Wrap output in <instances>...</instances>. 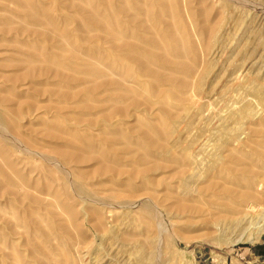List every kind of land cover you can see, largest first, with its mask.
<instances>
[{
    "label": "rangeland",
    "instance_id": "374dc122",
    "mask_svg": "<svg viewBox=\"0 0 264 264\" xmlns=\"http://www.w3.org/2000/svg\"><path fill=\"white\" fill-rule=\"evenodd\" d=\"M199 2L201 4L202 3L204 4V5L202 4V7L205 9L204 12H207V14L210 12L208 17L211 23L217 22L222 16L224 20L223 28L218 38L219 41L217 40L212 45V47H209L208 45L207 35L201 34L199 30L197 31V33H195V29L194 30L192 29L194 28V24H197L198 22H200L199 21L200 17H198L197 19L198 21H195L196 19L194 20L193 18H191L190 21L188 22L190 33L193 36L194 44H195L196 51H197L196 66L198 68V69L196 68V72L190 74L192 77L189 76V81L192 82L193 84V82L197 80L198 74L201 73V71L204 70L209 65V73L203 80L204 88L202 92L199 93V95L196 94V100L198 99L197 102L199 104L203 103L205 107L208 108V111L207 112L205 111L206 113L204 112V115L207 116L205 120H207L208 118L210 119H208L205 122H201V123L196 121V124L198 125L197 128H190V129H186L185 122L181 121L179 125V129L180 130L182 129L181 133L183 134V137L186 136V138L188 139L190 137L193 138L195 136H198V134L200 136V131L198 130L200 129V127H203L206 130L209 129L207 132L206 130H204L205 132L203 136L201 135V138L203 140L202 143L205 145L204 148L206 147L205 149L202 150L204 153L201 151V153L203 154H201L200 156L201 157L200 159L203 158L201 161L202 163H204L202 164V167L205 168V169H202V171L204 172V176L201 178V180L198 181V183L194 185L195 190L193 191L194 193L192 192L193 195L191 193L186 194L189 196V197L186 196L187 198L185 197V194H184L183 195L184 198L180 197L181 199L179 200L173 199L171 201H164V202L163 201L160 202V200H156V201L153 200L154 203H152L151 206L154 211L153 213H151L153 215L151 218L153 222H155L156 226L158 227L160 226L159 227L160 233L159 231L157 232L156 230L154 232L156 234L155 236L158 238L157 239L155 237V242L157 244L155 247L154 264H264V186H263L264 183H263V174H262L264 171V165L263 167L259 166L260 169L256 168L257 164L255 165V163H257V160L259 159L260 153H262L264 149V138H263L264 137V101H263L264 99L262 100V98H259L256 95L250 92H247L246 90L243 89V85H250L253 82L264 83V69H263L264 68V55H263L264 54V34H263L264 33V0H193L190 2V4L192 3L191 5L193 6V3H194L195 4L194 7L198 8L200 7ZM0 3H1V9H3L4 7L10 8L12 11L16 9V7L15 8L12 7V5L14 4L11 3L10 0H0ZM207 8L209 9V11ZM64 16L65 15L62 13L60 18H63ZM14 19L16 20L15 22H18L17 21L18 19L19 22L22 23L20 24L22 27H26V26L27 28L31 27V29L33 28L34 31L46 33V31L51 32L50 29H52L49 26L47 28V25L46 26L45 25L36 26L34 24L26 25V23L24 21H21L19 17L17 19L16 18ZM34 26L36 28H34ZM41 27H43L42 28L43 30H41ZM180 32L183 35L187 33L183 31H180ZM6 35L7 34L0 33L1 39L5 38V41L7 42L9 41L8 43L4 42L3 44L0 40V55H1L0 57V74H1L0 82H2L0 83V89L1 91L3 90V92L0 91V94L8 93L9 90L7 88H9L10 85L14 83L12 81H9L11 83L8 85L7 83L9 82L7 81V79H5V77H3V75L13 76L15 78L16 76L20 77L17 82L21 81L23 83H18L20 87L16 83L18 86L16 91L19 92V94L18 92H16V94L18 95V98H17L18 100H19V96L21 97V99L23 98V100L20 101V104L19 102L15 100L14 103L11 102V105L14 104V107L20 105L22 107V110L24 109L23 111H25L26 113V115L24 116L25 119L23 118V116H19L16 119H14V115H12L10 117L12 122H9L7 121L8 118H6L7 105H5L4 103H2L1 105L0 103V105L2 106L0 107V113L3 116L2 118H4V115H5L6 120L5 118L4 120L5 122L7 121L5 128L11 127L13 129L11 130V128H9L11 130L9 131L7 128L5 129L3 126L2 127L0 126V130H1L0 134L3 137H5L3 138L2 136H0V139H1L0 148L2 149L5 148L4 150L0 149V156L2 155L0 157V169H3V166H4L5 168L4 171L8 173L11 180L16 182L17 187H18L16 190L17 192L16 191L14 192L16 194H12L13 197L10 196V194H8L7 191L6 193L5 191L0 192V207L1 208L4 207L3 210H5L3 212V216L5 213L7 219H10L11 221L14 220V222L12 223H14V229L15 230L17 229L16 235L14 236L15 239L14 238L11 239L13 245L18 242L17 245L15 244L16 247L20 246L21 248L22 246L20 250L22 254L24 252L23 256L25 257L26 255V257H28V254L25 252L29 250L28 248H30V246L31 248L33 247V243L35 241L36 244L34 246L35 247L36 245L38 247L40 246L44 250V251L43 250L41 251V253L44 252V254L40 253L41 258L44 255V258L48 259L46 258V256L49 257L50 255V258L48 259L49 264H138V260L136 259V257L132 256V254L134 255L135 253L134 252L135 248L132 247L130 242L133 241L132 238L134 237L136 240L138 239V217L139 219H141V221H143L144 219L143 217L148 216V213H146V210L143 209V205H138V198H139L138 197V179H136V184H134L135 181H131V182L127 181V178H126L127 174H125L126 176L123 177L125 184L122 186L124 188L129 187L128 189L127 188L124 189L121 186L122 187L121 189H123V191H121L119 186H116L118 187L117 190L119 192L115 190L116 188H113V187L112 189L110 187L106 188L109 190L104 191V189H102L103 187L100 188L99 185H93L91 182L85 180L87 176H90L91 171H93L96 168L97 165H94L96 163H93V164L89 163L88 165H85V166L82 165V168L84 169L80 167H79L80 169H77L74 167L75 165L73 163L71 164V162L61 159V157L59 156V154H57L55 150V146L59 144V142L64 143L65 141L62 140L63 141L62 142L59 139L58 140L51 139L49 137L50 135L49 133L52 130H55V129L58 130V128L61 132L59 130L58 131L55 130V131L58 133H63L65 131L64 127H70V126L69 124H66V123H64L65 125H63V122L60 119L54 118L53 114H55L56 110L60 108L59 98L50 97L48 93H45V91L42 90L48 85H49V88H54V86L52 85L54 84L55 80L47 81V79L43 78L42 80V78H40V80L34 81L35 80L34 78H29L31 83L33 82V84L29 85L30 82L27 80L28 77L25 74H26V71L28 72V70H32V68H30L32 66L31 64L32 62L28 61V57H26L25 55L26 54L30 55L29 52L34 53L36 51H39V48L38 49L36 48L34 49V47L30 48L31 44L27 46L22 45L23 43L25 44V42L27 41V38H26L27 35L23 36V39L22 38L18 39L19 43L18 41L17 42L12 41L11 43L13 35L12 34H9L8 36ZM56 38H57L56 41H58L61 45L64 46L66 44L65 43L66 41H64V39H61L59 37H56ZM21 39H22L21 41L22 44L20 43ZM30 42H32V38L30 39ZM81 43L79 42L77 44L81 46L87 44L88 47L89 45H91L90 46L91 48L95 46V44L91 40L83 41V43L85 44L83 43L81 44ZM7 44H10V46ZM77 44L71 45L72 47L75 46L73 47L74 48L73 51H75L77 47L79 48ZM4 46L6 48H4ZM87 46H83V47L87 48ZM28 47H29V50L31 51L28 50ZM41 49L43 50L44 47ZM13 50L14 51L20 50V51L14 52ZM4 51L5 52L10 51V52L5 53ZM20 52L21 53L24 52V54L20 55ZM14 58L15 59L20 58L21 60L20 59L14 60ZM87 58L88 57H85L84 59H86L87 61L89 60V63L92 62L90 58L89 59ZM3 60L6 63H3ZM6 60L7 61L9 60V61L7 62ZM11 60H14V63L16 65L10 64L9 62H12ZM39 64L43 65L40 62ZM102 64L103 63H101L100 65ZM28 65H30V67ZM40 65H38L37 63V66H39V68L41 67ZM105 65H107V63L101 66V69L104 67L103 68L104 71L103 69L101 70L103 72L102 77L107 76L106 78L110 80L112 77L116 78L120 76L116 78V81H118L117 79H119V82L121 79H122L121 80L122 82L129 80V78L128 79L125 78L124 75H122L120 72L118 73L117 71H113L111 69L105 70ZM53 68L56 69L55 67ZM107 68H108V65H107ZM108 70H111L113 72L110 73V71ZM6 72L7 73L9 72V73L7 74ZM107 72H109V74L112 77H109L110 75L106 74ZM99 76H95L90 79H93L92 81H96V78L97 77L99 78ZM114 78H112L110 81H114ZM45 80H46V83L44 82ZM40 81H42V84L45 83V87L43 85H40L43 87V88L42 87L40 88L41 90H39L40 86L37 85L39 84ZM21 84H23L24 87L23 86L21 87ZM35 84L38 87H36ZM119 84L121 86H123L124 84L126 85L130 84L132 87L134 83L130 82L129 80V81H126L125 83H119ZM26 85L28 86V88H26L27 87ZM130 85H128V87ZM228 87H233V89L228 88ZM143 90H144L143 88H140L138 86V91H139L138 98L141 103L146 102L150 104L149 105L150 108L148 109V112L147 111L144 112L143 111L144 108H141L138 110L142 111L143 113L138 112L137 117L134 115L130 118V116L134 112V110H132L133 107L129 106L130 105L129 103H128L129 105L124 104V103L120 105V107L124 106L127 109L132 108L130 110V115H128L127 118L126 117L124 118L126 119L125 123L127 122L126 124L128 125L126 124L121 125V127L123 128L124 134L126 133V131H128L131 128L127 132L128 135L125 134L127 138L129 136L128 139L131 142L129 143L127 139V142L125 145L129 147L130 150H128L129 149L128 148L127 149L128 153L127 151L126 153L123 152V154H126V155L129 153L130 154L133 153L130 147L133 143H137V142L140 143L139 140L138 141L136 140L135 136L131 135L130 137V133H132V127H134L131 124L132 126L129 128L130 123H133V122L135 123L137 122L136 124L143 123L144 125L143 124L142 125L145 126L148 122H152V121L156 122L158 120L157 122L159 123V125H161L160 126L161 128H164L163 126H167V124L164 122L162 123V121L159 120L160 117L157 116V114L159 115V113L156 111L157 109L155 108H157L156 106H158L159 101H157V99H155V97L150 92H147L146 90L143 91ZM227 92L229 94H227ZM187 93H188L187 95L189 96L191 93L193 95V93L195 92L194 90L189 89ZM110 94L112 96L113 93L111 92ZM37 96H41L42 98L38 99ZM25 97L28 99H24ZM29 99H32V100H29ZM47 100L51 102H47ZM154 100L156 101L154 102ZM162 102L164 101L161 100V103ZM23 103H25L26 105H24ZM54 103L56 104V106ZM63 104L65 105L66 103L63 102L62 104H60L61 107H63V110L65 111L66 109L64 108L67 107V104L66 106H64ZM247 104H249L250 106V112L247 113V115L243 117L242 128L238 131L237 133L238 135L234 139H232L227 144V146L225 145V147L222 148L220 151V153L222 154V157L224 158V163L221 165L220 164L217 165L216 168L213 170H209V168L212 166L211 154L215 151L214 149L215 147L212 146L215 141L214 140L215 135H212L210 132L213 128H217L218 126L216 125L219 124L218 118L217 117L214 118L213 116L217 114H221L222 117L223 116L226 117V115L229 113H232L238 110L240 111V109H242ZM174 106H175L174 107L175 109L178 107V105L177 106L174 105ZM32 107L34 108L33 110H32ZM178 108L179 109H176V111L179 112L181 108L180 107ZM27 110L29 111L31 110L30 111L31 113L29 111H28L29 113H27L26 112ZM34 110L37 111L35 112L36 114H34ZM52 110L53 112H51ZM32 113H33V116H32ZM28 114H30L31 116ZM34 116H36L39 120ZM45 116L48 118H46ZM30 117H34L35 120H33V118H30ZM50 118L53 119L54 123ZM117 119H119V117H117ZM13 120L15 121L13 122ZM36 121H38V123ZM46 121L50 123V126L47 125L48 123ZM128 121L130 123H128ZM58 123L62 125H59ZM222 123L226 124V122L224 121H222ZM8 124L10 125L12 124L14 126L12 125L10 126ZM51 124L54 126H52ZM0 125H2V123H0ZM124 125H126L128 129H126L127 127ZM142 125H140V127H143ZM18 126H20L18 128V130L20 131L16 130ZM37 126H39L40 130L42 129L43 131L42 130L39 131L38 129L39 127ZM193 126L196 127L195 124ZM4 129L6 131H4ZM49 129H51V131ZM115 130H117V126L112 131H115ZM41 132H44V133H41ZM190 132H192L193 135L190 134ZM90 133L91 135L93 133L97 135V133L98 134L101 133V130L94 129ZM211 137H214V138H211ZM41 138H42V141H41ZM43 138H48V139H43ZM49 139L53 142L49 141ZM4 142H6L7 145L6 143L4 144ZM36 151H39V152H36ZM5 152H7L8 156H6L7 154L4 155ZM11 153H12V156H10ZM57 157H60V158H57ZM4 159L6 161H4ZM131 159L127 158L125 159V161L123 160L122 162L119 163V166L125 165V166H128V168L126 167L127 169L137 171L140 164H138V162L135 161L134 158H131ZM13 162L19 167L14 165ZM126 163L129 165H126ZM91 164L94 166H92ZM11 165L14 166L13 169H11L12 168ZM20 165L22 169L20 168ZM86 166H88L89 169L88 167L86 168ZM227 167H232L234 169H238L239 171L247 167L245 169L246 171H251L252 173H254V175L255 173H257L256 174L257 176L255 175L254 178L252 179H248L249 177H245L240 180L234 179L232 175L227 173V169H226ZM18 168H20V172ZM68 170H70L71 172ZM76 170H79L77 171L79 174L76 172ZM10 171L12 173H10ZM58 171L60 173L62 172L61 177H60V174H58L59 173ZM82 171H85V172H82ZM45 172L49 174L47 175V173ZM80 172H82L83 174L82 173L80 174ZM71 173L72 175H70ZM45 176L47 177L49 176V177L47 178ZM24 177L25 179L26 178L27 179L25 180ZM57 177L59 178L57 179ZM80 180L83 181V184L85 183L87 185L86 186L84 184L83 189L87 190L88 192L85 190L80 191V188H79V183L81 182ZM61 181L64 183H62ZM32 182L33 184L35 183L34 184L35 186H33ZM176 182L177 181H173V183H169V184H175ZM29 186H32V187H29ZM227 186L228 188L232 190L233 193L236 191L234 195L232 194V192L228 193L227 191L226 193V190L224 188ZM91 187L92 189H90ZM97 187H99L100 191ZM18 191L19 192L22 191V192L18 193ZM58 192L63 193V194L71 192L70 194L68 193L71 196L68 197L69 196L68 194L62 195L60 193L59 194L61 196L60 195L58 196ZM106 192L109 194L107 195ZM112 192H115V194ZM133 192H135L136 194ZM103 193L107 196L101 195ZM54 194L55 196H53ZM113 194L116 198L113 196ZM245 194H246V197H244ZM73 195L75 196L72 197ZM78 196L80 197L78 198ZM119 196L121 197L119 198ZM11 197H12V200H15L19 203H17V205L15 206L11 205L10 204ZM62 197H63V201H62ZM64 197L67 199H64ZM73 198L76 201L72 203L71 199ZM77 198H78V202H80L81 199L83 198L82 199L83 203L78 204ZM121 198L123 201L121 200ZM140 198H143V196ZM20 199H23V200H20ZM43 201L44 203L46 202L47 205L44 204ZM99 201H100V204L102 203L101 205H99L98 203ZM66 202H68L69 205ZM162 202L164 204H161ZM32 203L34 205H32ZM104 204H106V206ZM49 205L52 207H50ZM65 205L70 206L71 209L70 210L66 209ZM102 205L103 207L104 206L105 207L103 208ZM11 207L14 209L16 208V209L13 211L11 210L12 209ZM51 208H52V211L54 210L53 212H51ZM89 210H91V212ZM77 211L78 213L79 212L80 213L78 214ZM103 211L105 215L104 213H102ZM31 212L34 213L35 215L31 214ZM125 212L128 214H126ZM148 212H151V211L149 210ZM49 213L51 214L48 215ZM36 215H38L43 220L41 223L43 226L37 223V226L39 225V228L41 229V231L36 226V223L34 224L35 221L32 220V219H35ZM87 216L89 218H87ZM101 216L103 218H101ZM96 218H98L99 222L96 220ZM100 220L102 223H100ZM31 226L34 228H32ZM42 228H43V231H42ZM97 228L99 231H97ZM109 230L110 231L115 230V232L117 230L119 237L117 238L116 236H113V235L111 236L103 235L105 232ZM17 235H19L18 238H17ZM29 235L33 236L34 238L30 237ZM102 236L104 237V239ZM126 236H129V237H126ZM109 237L110 238L112 237V238L110 239ZM36 238L37 239L39 238V239L35 240ZM29 239L30 241L32 239V241L30 242ZM20 240L21 241L24 240V241L21 242ZM41 244L43 246H41ZM133 249L134 251H132ZM45 250H47L46 252L49 254L46 253L47 255H45ZM48 251L53 252V253H50ZM58 254H60V256ZM40 257L38 261V263L40 262L39 264H44V263L48 264L46 263L47 261L43 262L44 260H42ZM53 257H54V261H53ZM28 259L29 257L25 259V262L28 261ZM31 259L33 260V258ZM67 259L68 261H70L71 259L70 263L67 261ZM32 263L33 262H31V264Z\"/></svg>",
    "mask_w": 264,
    "mask_h": 264
},
{
    "label": "bare ground",
    "instance_id": "6f19581e",
    "mask_svg": "<svg viewBox=\"0 0 264 264\" xmlns=\"http://www.w3.org/2000/svg\"><path fill=\"white\" fill-rule=\"evenodd\" d=\"M10 1H11V3H13L15 5V6L12 5V7H14V8L16 7V9L13 11L8 7H4L3 9H1V3H0V33L7 34L6 36H8L9 34H12L13 37H12L11 43H12V41L17 42L18 39H20V38L23 39V36L27 35L26 36L27 41L25 40L26 41L25 44L21 43L22 39L20 40V43L22 45H26V46L31 44V47L29 46L30 48H32V47H34V49L39 48V51H36V52L33 51L34 53L29 52L30 55L29 54L25 55L26 57H28V61L32 62L31 67H30V65H28L30 68H32V70H28V72L26 71L25 75L28 77L27 80L30 82L29 85L33 84V82L31 83L29 78H34L35 79L34 81H38V80H40V78H42V80H43V78L47 79V81L48 80H55L54 84L52 85V86H54V88H49L48 84H46V85H48V86H46L47 87L46 88L45 87L46 80L44 81L45 82L44 84H42V81H40L39 84H37V85L38 86L43 85L45 88L42 90H44L45 93H48L50 97L59 98V100L61 102V103L59 102L60 108H58L56 110L55 114H53L54 118L60 119L63 122V125H65L64 123H66V124H69V126H70V127H64L65 131L62 130V131H64L63 133L56 132L55 130H57V129L52 130V131H51V129H49L51 132L50 133L48 132V133L50 134L49 137L51 139H57V140L59 139L60 141H62V140L65 141L64 143L59 142V144H57L55 146V150H56L57 154H59L61 159L66 160L68 162H71V164L73 163L75 165L74 167L77 169L82 168V165L85 166V165H88L89 163H92V164L96 163V164H94V165H97L96 168L93 171H91L90 176H87L85 178V180L91 182L93 185H99L100 188L103 187L102 189H104V191L109 190V189H106L109 187L111 189H112V187L116 188L115 190H117L118 187H116V186H119V188L121 189L123 187L122 185L125 184L124 179H123V177L126 176L125 174H127V176H126L127 181H130V182L135 181L134 184H136V179H138V197H139L138 198V205H143V209L146 210V213H148V216L147 217L144 216L143 221H141V219H139V217H138V239L136 240L134 237V238H132L133 241L130 242L132 247L135 248V251H134V249L132 250L135 252L134 255L132 254V256L136 257V259L138 260V264H154L155 247L157 244L155 242V237H156L155 235L156 234L154 232L156 230L157 232L159 231V233H160V230H159L160 226L159 227L156 226L155 222H153V220L151 218L153 216L151 213H153V211H154L152 206H151L152 203H154L153 200H155V201L160 200V202L161 201H163V202L164 201H171L173 199L179 200V199H181L180 197L184 198L183 197L184 194H185V197L188 196L186 194H190V193L192 194V192L195 190L194 185L196 183H198V181L201 180V178L204 176V172L202 171V169H205L204 167H202V164H204V163H202L201 160L203 158L200 159L201 158L200 156H201V154L204 153L202 150L206 148V147L204 148L205 145L202 143L203 140L201 138V135L203 136V134L205 132L204 130H206V129H204L203 127H200V129H198L200 131V136L198 134V136H195L193 138L190 137L191 139L186 138L185 135H184L185 137H183V134L181 133L182 129L181 130L179 129V125H180L181 121L185 122L186 129H190V128H197L198 125L196 124V121L201 123V122H205L208 119H210V118H208L207 120H205L207 116L204 115V112L205 111L207 112L208 108H206L203 103L199 104L197 102L198 99L196 100V94L199 95V93L202 92V90L204 88L203 80L209 73V65L204 70H202L201 73L198 74V78H197V80H195V82H193V84H192V82L189 81V76H191L190 74L196 72L197 51H196V47L194 44L193 36L190 33V28H189L188 22L190 21L191 18H193L194 20L196 19L195 21H198L197 19H198V17H200L199 18L200 22H198L197 24H194V28H192V29L193 30L195 29V33H197V31L199 30L201 34L207 35L208 36V45H209V47H212V45L218 40L220 33H221V30L223 28V23H224L223 16L217 22L211 23L209 21V17H208L210 12L208 14H207V12H204L205 9L202 7L203 3L201 4L199 2L200 7L197 8V7H194V5H195L194 3H193V6L191 5L192 3L190 4V2L193 0H10ZM208 11H209V9H208ZM62 13L65 16L63 18H60ZM18 17L20 18L21 21H24L26 23V25H33V24L36 26H44V25L46 26L47 25V28H48V26L52 28V29H50L51 32H49V31H46V33L38 32V31H34L33 28L31 29V27H29V28H27V26L22 27L20 25L22 23L19 22V20L17 19ZM14 18H16L18 22H15L16 20ZM34 28H36V27L34 26ZM42 28L43 27H41V30H43ZM45 30H46V28H45ZM180 31L187 32V33L185 35H183ZM20 36H22V37H20ZM56 37L64 39V41H66L65 43L67 45L66 44L64 46L61 45L58 41H56V39H57ZM31 38H32V42H30ZM0 40L3 44H4V42L5 43L7 42V41H5V38L4 39L0 38ZM90 40L95 44V46L93 45L94 46L93 48L90 47L91 45H89V47H88L87 44L83 43V41H90ZM79 42L80 43L82 42L83 44H85L83 46H87V48H84L83 46L78 45L77 43H79ZM18 43H19V41H18ZM3 44H1V45H3ZM10 44H7V45L10 46ZM73 44H77L79 46V48L77 47L78 49L76 48L75 51H73L74 50L73 47H75V46H73V47L71 46ZM89 44H91V43H89ZM13 46H14V44H13ZM13 46H11V47H13ZM29 47H28V50H29ZM43 47H44V49L42 50L41 48H43ZM4 48H6V47L4 46ZM14 48H16V47H14ZM71 48H73V49H71ZM7 50H9V49H7ZM19 51H14V52H19ZM29 51H31V50H29ZM6 52H10V51H6ZM21 54H24V52L23 53L20 52V55ZM0 57H1V55H0ZM85 57H88L87 59L90 58L92 60V62L89 63V60L87 61L86 59H84ZM16 59L14 58V60H16ZM19 59H17V60H19ZM14 60H11L12 62H9V63L16 65L14 63ZM30 62H28V63H30ZM39 62L43 65H40ZM3 63H6V62L3 60ZM28 63H26V64H28ZM37 63H38V65L41 66L40 68H39V66H37ZM101 63H103L102 65L107 63L108 68H107V65H105V70L111 69L113 71H117L118 73L120 72L122 75H124L125 78H127V79L129 78L130 82L134 83L133 86L131 87L130 84H128V85H130L129 87L126 84H124L125 86L123 85L124 87L121 86L119 83H125L126 81H129V80L125 79L126 81L122 82L121 81L122 79H121L119 82V79H117L118 81H116V78H118L120 76L116 77L117 76L116 75L115 76L116 78H114L109 74V72H107L106 74H109L110 75V76L108 75L109 77L114 78V81H110L112 78L110 80H108L106 78L107 76L102 77L103 72L101 70L104 67L101 69V66H102V65H100ZM53 67H55L56 69H54ZM14 68H16V67H14ZM111 70H108V71H110V73H111V72H113ZM103 71H104V69H103ZM92 76L93 77L99 76V78L97 77L96 81H92L93 79H90V78H93ZM3 77H5V79H7L8 82L9 81L14 82L12 85H10V87L8 86L9 87V88H7L9 90L8 93L0 94L1 105H2V103L7 105V108H6V118H8L7 121L12 122L11 118H10L12 115H14V119H16L19 116H23V118H24V116L26 115L25 111H23L24 109L22 110V107L20 105H18L16 107H14V104L11 105V102L14 103L15 100L17 102H19V104H20V101L23 100V98L21 99L20 96H19V100H18L17 99L18 95L16 94V92H18V91H16V89L18 88V86L20 87V85L18 83H23V82H21V81L17 82L18 79L20 78L18 76H16V78H15L13 76L3 75ZM0 83H2V82H0ZM10 83L11 82H9L7 84L9 85ZM16 83L18 84V86ZM37 85L35 84L36 87H38ZM22 86L24 87L23 84H21V87ZM138 86L140 88H143L144 89L143 91L146 90L147 92H150L155 97V99H157V101H159L158 106H156L157 108H155V109H157L156 111L159 113V115L157 114V116H159L160 117L159 120L162 121V123L163 122L166 123L167 126H163L164 125L163 124L162 126L164 128H161L160 127L161 125H159V123L157 122L158 120L156 122H154V121L148 122L145 126H143L144 125L143 123H142L143 125L142 124H136L137 122L136 123L133 122L134 123L133 124V123H130L128 121V123H130L129 128L132 125L134 126V127H132V133L129 132L130 137H131V135L135 136L136 140L137 141L139 140L140 143H138L137 141H136L137 143H133L130 146L133 153L132 154L129 153L130 155L127 154L128 155L127 156L126 154H123V152L126 153V151H127V153H128V150H130V148L125 145L127 142V139L129 138V136L127 138V136L125 134H127V132L131 128L128 131H126V133L124 134V131H123V128L121 127V125L127 123V122L125 123L126 119H124V118L125 117L127 118V116L130 115V110L132 108L127 109L124 106L120 107V105H122L124 103L127 105L130 104L129 106L133 107L132 110H134V112L132 113L130 118L134 115L137 117L138 112H142L138 109L144 108L143 111L148 112V109L150 108V106H149L150 104H148L146 102L141 103L139 101ZM41 87L42 86L39 87V90H41L40 89ZM26 88H28V86ZM228 88L233 89V87H228ZM189 89L194 90L195 93H193V95L191 93L188 96L187 91ZM243 89L246 90L247 92H250V93L256 95L259 98H262V100L264 99V83L253 82L250 85H243ZM0 91H1V89H0ZM1 92H3V90ZM34 92H36V91H34ZM109 92L113 93L112 96ZM18 94H19V92H18ZM227 94H229V93L227 92ZM41 96H37L38 99L39 98L41 99L43 97V96L42 97ZM24 99H28V98L25 97ZM29 100H32V99H29ZM48 100H47V102H51ZM161 100L164 102L161 103ZM155 101L156 100H154V102ZM63 102L66 103L67 107H68V108L67 107L64 108V109H66L65 111L63 110V107H61V105H60ZM23 104L26 105L25 103H23ZM47 104H49V103H47ZM51 104H53V103H51ZM66 104L65 105L63 104V105L66 106ZM1 105H0V107H2ZM127 105H125V106H127ZM174 105H176V106L178 105V107L181 108L180 109L181 111L180 110H179V112L176 111V109H179V108L177 107L175 109ZM55 106H56V104H55ZM29 108H31V107H29ZM33 109L34 108L32 107V110ZM43 110H45V109H43ZM28 111L29 110H27L26 112L29 113L31 110L29 112ZM35 112H37V111L34 110V114H36ZM49 112H47V113H49ZM51 112H53V110ZM249 112H250V106H249V104H247L242 109H240V111L238 110V111L229 113L226 115V117H224V116L222 117L221 114H217V115L213 116L214 118H216V117L218 118L219 124L216 125V126H218L217 128H213L210 132L212 135H215V138L211 137V138H214V140H215L214 144L212 145L213 147H215L214 148L215 151L211 154L212 166L209 168V170H213L216 168L217 165H219V164L221 165L224 163V158L222 157V154L220 153V151L222 148L225 147V145L227 146V144L238 135L237 134L238 131L242 128L243 117L245 115H247V113H249ZM44 114H45V112H44ZM28 115H30V114H28ZM32 116H33V113H32ZM2 117L3 116L0 113V123H2V125H0V126L1 127L3 126L5 128L7 121L5 122V120H6L5 115H4L5 120ZM34 117H36V116H34ZM34 117H30V118H33V120H35ZM38 117H39V115H38ZM51 117H52V115H51ZM117 117H119V119H117ZM209 117H211V116H209ZM213 117H212V119H213ZM46 118H48V117H46ZM130 118H128V119H130ZM51 120L53 121V119H51ZM14 121L15 120H13V122ZM222 121L226 122V124L222 123ZM36 122L38 123V121H36ZM55 122H57V121H55ZM58 122H59V120H58ZM30 123H31V121H30ZM42 123H43V121H42ZM53 123H54V121H53ZM58 124L62 125L60 123H58ZM194 124L196 125V127L193 126ZM8 125H10V124H8ZM47 125L50 126V123H48ZM115 125L117 126V130L112 131L115 129V127H116ZM126 125H128V124H126ZM126 125H124V126H126ZM138 125H139V127H138ZM140 125H142L143 127H140ZM12 126H14V125H12ZM52 126H54V125H52ZM19 127L20 126H18L16 129L17 131H20V130H18ZM29 127H31V126H29ZM37 127H39V126H37ZM113 127H114V129H113ZM9 128H11V127H9ZM9 128H7L9 131L13 130L12 128H11V130ZM5 129H4V131H6ZM14 129H15V127H14ZM34 129H36V128H34ZM38 129H39V131L42 130V129L40 130V127ZM94 129L95 130H101V133H99V134L97 133V135H95L93 133L91 135L90 132ZM126 129H128V127ZM58 130H59V128H58ZM208 130L209 129H207L206 132ZM0 132H1V130H0ZM41 133H44V132H41ZM190 134H192V132H190ZM45 135H46V133H45ZM89 135H90V137H89ZM0 136H2V135L0 134ZM13 136H14V134H13ZM13 136H11V137H13ZM21 137H22V135H21ZM3 138H5V137H3ZM43 139H48V138H43ZM131 139H133V138H131ZM37 141H38V139H37ZM41 141H42V138H41ZM49 141H51V140L49 139ZM39 142H40V140H39ZM51 142H53V141H51ZM128 142L131 143L129 139H128ZM5 143L6 142H4V144ZM6 145H7V143H6ZM0 149H2V148H0ZM4 149H2V150H4ZM16 149H14V150H16ZM201 151L203 153H201ZM32 152H33V150H32ZM36 152H39V151H36ZM19 153H21V152H19ZM6 154H7V152H5L4 155H6ZM6 156H8V154ZM6 156H4V157H6ZM10 156H12V153ZM255 156H256V154H255ZM43 157H44V155H43ZM55 157H56V155H55ZM60 157H57V158H60ZM127 158H129V159L134 158L135 161H137L138 164H140L137 171L127 169L128 166H125V165L119 166V163L122 162L123 160L125 161V159H127ZM259 159H261V160H259ZM259 159L257 160V163H255V165L257 164L256 165L257 169H260V167H263V165H264V149H263V152L260 153ZM18 160H19V158H18ZM60 160H58V161H60ZM4 161H6V160L4 159ZM62 163H64V162H62ZM208 163H210V162H208ZM7 164H8V162H7ZM9 164H10V162H9ZM13 164H14V162H13ZM4 165H6V164H4ZM14 165H16V164H14ZM94 165H92V166H94ZM126 165H129V164L126 163ZM242 165H244V164H242ZM6 166H8V165H6ZM16 166H15V168H16ZM13 167L14 166H12L11 169H13ZM17 167H19V166H17ZM87 167L88 166H86V168ZM20 168H21V165H20ZM20 168H18L19 172H20ZM4 169H5L4 166H3V169H0V192L5 191V193H6V191H7V193L10 194V196H12V194H16L14 192L17 190L18 187H17L16 182L11 180L8 173L6 171H4ZM82 169H84V168H82ZM88 169H89V167H88ZM226 169H227V173L232 175V177H234V179H238V180L243 179L245 177H249L248 179H252L257 174V173H255V175H254V173H252L251 171H246L245 169H242L240 171L238 169H234L232 167H227ZM253 169H255V168H253ZM70 170H68V171H70ZM72 171H73V169H72ZM77 171H79V170H76V172ZM14 172H15V170H14ZM82 172H85V171H82ZM82 172H80V174ZM206 172H207V170H206ZM10 173H12V172L10 171ZM45 173H47V172H45ZM86 173H88V172H86ZM260 173H261V171H260ZM48 174L49 173H47V175ZM58 174H60V177H61L62 172L61 173L59 172ZM262 174H263V183H264V171ZM17 175H19V174H17ZM51 175H49V176H51ZM70 175H72V173ZM75 175H73V176H75ZM63 176H64V174H63ZM25 177H24V179H25ZM45 177H47V176H45ZM58 178L59 177H57V179ZM82 178H84V177H82ZM24 179H23V181H24ZM28 179H29V177H28ZM62 179H63V177H62ZM73 181H74V179H73ZM173 181H177L178 183L176 182L177 183V184L175 183L176 185L175 184H169V183H173ZM62 183H64V182H62ZM32 184H33V182H32ZM34 184H33V186H35ZM84 184H83V181H81L79 183L80 191L85 190V189H83ZM24 185H26V184H24ZM208 185H210V184H208ZM26 186H28V185H26ZM29 187H32V186H29ZM99 187H97V188L99 189ZM77 188H78V186H77ZM93 188H94V186H93ZM126 188H124V189H126ZM36 189H38V188H36ZM61 189H63V188H61ZM90 189H92V187ZM224 189L226 190V193H227V191H228V193L232 192V190L230 188H228V186L225 187ZM88 190H89V188H88ZM85 191H87V190H85ZM99 191H100V189H99ZM121 191H123V189H121ZM20 192H22V191H20ZM20 192L18 191V193H20ZM42 192H44V191H42ZM63 192H65V191H63ZM87 192H86V194H87ZM124 192H125V190H124ZM235 192L234 193L232 192V194L234 195ZM59 193L60 192H58V196L60 194H62V195L65 194V193L64 194L63 193L59 194ZM68 193H66V194H68ZM104 193L101 195L104 196L105 195ZM112 193L115 194V192H112ZM133 193H135V192H133ZM72 194H74V193H72ZM108 194L109 193H107V195ZM114 194H113V196H114ZM127 194H128V192H127ZM107 195H105V196H107ZM121 195H122V193H121ZM53 196H55V194ZM70 196L71 195H69L68 197H70ZM74 196L75 195H73L72 197H74ZM80 196H78V198ZM113 196H111V197H113ZM142 196H143V198H140ZM12 197L10 199L11 200L10 204L15 206L19 202L12 200ZM120 197L121 196H119V198ZM190 197H192V196H190ZM244 197H246V194ZM78 198H77V202H78ZM99 198H101V197H99ZM55 199H57V198H55ZM64 199H67V198L64 197ZM82 199L80 202H78V204L83 203ZM20 200H23V199H20ZM25 200H26V198H25ZM73 200H74V198L71 199L72 203L76 201V200H74V201ZM121 200H122V198H121ZM60 201H59V203H60ZM62 201H63V197H62ZM68 202H66V203H68ZM163 202L161 204H164ZM43 203H44V201H43ZM98 203H99V205L102 204V203L100 204V201ZM44 204H46V202ZM53 204H54V202H53ZM62 204H63V202H62ZM106 204H104V205L106 206ZM32 205H34V204L32 203ZM68 205H69V203H68ZM68 205H65L66 209L70 210L71 207ZM50 207H52V206H50ZM60 207H62V206H60ZM102 207H103V205H102ZM174 207H176V206H174ZM174 207H173V209H174ZM3 208L4 207H2V208L0 207V221H1L0 222V264H31V262H33L32 264H39L40 262L38 263V261H39V257L41 256L40 253L43 249L40 246L38 247L37 245L35 247L34 246L36 244L35 241H34V243L32 242L33 247L31 248V246H30V248H28L30 251L28 250L27 252H25L28 254V257H29L28 261H26V262H25V259L28 257H26V255H25L26 258L23 256L24 252L22 254V252L20 250L22 248V246H21V248H20V246L16 247V245L18 243L17 241H19V240L16 241L17 242V243H15L16 245L15 244L13 245L11 239L14 238V236L16 235L17 229L16 230L14 229V223H12V222H14V220L11 221L10 219H7L5 213L3 216V212L5 211V210H3ZM128 208H130V207H128ZM15 209L12 208L11 210L14 211ZM123 209H124V207H123ZM147 210L148 211L150 210L151 212H148ZM53 211L51 208V212H53ZM89 211L91 212V210H89ZM77 213H78V211H77ZM102 213H104V211ZM31 214H34V213L31 212ZM50 214L51 213H49L48 215H50ZM126 214H128V213H126ZM70 215H71V213H70ZM104 215H105V213H104ZM32 218H34V217H32ZM32 218H30V219H32ZM87 218H89V217L87 216ZM101 218H103V217L101 216ZM60 219H62V218H60ZM32 220L35 221L34 224L36 223V226H37V223L41 224L43 221L38 215H36L35 219H32ZM96 220L98 221V218H96ZM100 223H102L101 220H100ZM100 223H99V225H100ZM102 225H104V224H102ZM41 226H43V225L41 224ZM37 227L39 228V225ZM32 228H34V227H32ZM39 230L41 231L40 228H39ZM106 230H107V228H106ZM42 231H43V228H42ZM97 231H99L98 228H97ZM28 233H30V232H28ZM99 233H101V232H99ZM103 235H105V236L106 235L107 236L113 235V236H116L117 238L119 237L117 230H116V232H115V230H111V231L109 230V231L105 232ZM18 236L19 235H17V238H18ZM30 237H33V236H30ZM126 237H129V236H126ZM38 239L36 238L35 240H38ZM103 239H104V237H103ZM110 239H108V240H110ZM23 241L24 240H22L21 242H23ZM29 241H30V239H29ZM31 241H32V239H31ZM39 243H41V242H39ZM42 244H41V246H43ZM47 250H45V255L49 254L46 252ZM37 252H38V254H37ZM48 252H50V251H48ZM42 253L44 254V252H42ZM50 253H53V252H50ZM58 255L60 256V254H58ZM56 257H58V256H56ZM31 258H33V260ZM46 258L49 259L50 255H49V257L46 256ZM41 259L44 260L43 262L47 261L46 263H48V259H45L44 255ZM41 259H40V261H41ZM68 259H67V261H68ZM53 261H54V257H53ZM59 261H60V259H59ZM70 261H71V259H70ZM70 261H68V262L70 263Z\"/></svg>",
    "mask_w": 264,
    "mask_h": 264
}]
</instances>
